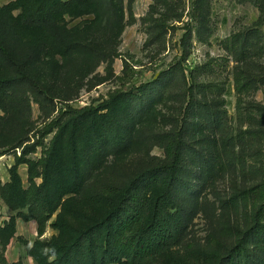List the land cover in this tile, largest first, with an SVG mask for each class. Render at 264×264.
Instances as JSON below:
<instances>
[{"label":"rangeland","instance_id":"obj_1","mask_svg":"<svg viewBox=\"0 0 264 264\" xmlns=\"http://www.w3.org/2000/svg\"><path fill=\"white\" fill-rule=\"evenodd\" d=\"M10 1L0 0V6ZM94 3L92 12L48 19L42 29L19 23L20 6L0 10V44L12 57L8 62L0 53V77H16L18 72L27 77L18 88L4 90L9 101L7 105L4 102L6 110L0 107V186L8 185L9 198L19 206L10 208L0 196V250L5 243L4 259L8 264H36L26 253V245L37 238L36 222L20 197L32 167L44 174L34 180L44 183L53 208L40 238L68 241V231L50 224L58 221L81 230L100 221L110 206L97 198L113 197L116 187L164 158V141L156 135L183 124V160L177 173L187 187L176 188V208L170 210L182 222L179 239L173 248L146 264H168L173 259L184 264H211L206 257L211 248L208 234L216 227L220 212L216 197L226 192L228 179L214 158L215 130L205 124V116L198 110L188 118L183 116L188 100L183 92L193 77V83L206 87L203 99L212 112L220 111L225 123L235 126L234 74L250 73L256 81L264 75V0ZM241 44L247 54L235 57L233 46L238 49ZM167 71L170 77L164 82L162 97L151 102L156 94L150 92L145 103H151L142 115H135L131 99L115 96L119 91L135 93L138 86ZM158 87H162L160 80ZM259 87L247 99L264 102L263 85ZM193 93L201 96L196 88ZM112 96V116L104 118L105 109L83 112ZM57 117L56 128L32 151L29 145L41 138L42 127ZM115 119L117 138L112 142L103 133ZM95 135L100 149L93 144ZM50 146L53 159L44 167L36 165ZM23 147L25 158L33 163L14 168ZM72 152L88 173L75 192L66 190L64 170L72 164ZM163 184L162 179L158 188ZM17 212L27 218L22 219Z\"/></svg>","mask_w":264,"mask_h":264},{"label":"trees","instance_id":"obj_2","mask_svg":"<svg viewBox=\"0 0 264 264\" xmlns=\"http://www.w3.org/2000/svg\"><path fill=\"white\" fill-rule=\"evenodd\" d=\"M94 4V0H13L0 6V10L9 11L20 6L22 12L19 23L26 28L42 29L48 19L64 14L79 16L89 13ZM130 6L129 16L133 20ZM185 37L187 32L183 35ZM235 48L233 46L232 51L235 57L240 53L247 54L245 45ZM0 53L6 61L12 62V57L2 44ZM187 54V51L184 52L182 59ZM162 75L160 73L154 81L138 86L135 93L119 91L115 96L131 99L136 106L135 115H142L155 98L162 97L164 82L168 81L170 74L167 71ZM26 78L24 72H18L16 77H0V107L3 110H6L5 105L9 101L4 90L18 88ZM159 80L161 88L158 87ZM233 83L237 94L235 126L225 123L220 111L217 114L212 112V106L203 99L206 87L193 83V77L192 84L183 92L185 98L188 96L183 116L188 118L189 114L198 110L205 116V124L215 130L217 151L214 158L223 166L224 177L228 179L226 192L216 197L220 212L214 231L208 234L211 248L206 252V257L211 264H264V102L246 97L262 85L264 95V75L256 81L250 73L236 71ZM195 88L201 94L199 98L193 93ZM152 91L156 95L146 106L145 102ZM113 98L104 100L96 107H88L83 112L105 109L104 118L112 116L115 107ZM77 115L74 120H77ZM59 119L53 118L42 127L41 138L29 145L32 151L56 128ZM110 126L104 127L103 135L105 139L114 142L117 138V120L112 125L110 123ZM182 133L183 124L178 129L172 128L164 134L156 135L164 141V158L130 178L123 186L116 187L113 197L97 198L110 206L100 221L81 230L73 229L66 223L52 222L51 227L71 234L68 241L40 238L53 208L46 196L44 183H36L34 180L36 177L43 178L44 174L32 167L28 174V186L21 190L20 195L21 200L27 204L30 218L36 222L37 238L31 245H26L27 255L36 264H146L173 248L178 242L182 222L170 210L176 208V188H183L184 185L187 187V182L177 173L183 160ZM100 143L98 135H95L93 144L96 149H100ZM24 148L15 158L14 168L20 163H33L25 158ZM52 154L53 147L45 148L36 165H47L53 159ZM71 156L72 164L64 168L66 190L75 192L88 179V173L81 169L74 152ZM162 179L164 184L159 189L158 184ZM7 186H0V196L10 208L18 209L17 203L9 198ZM17 215L22 219L27 218L22 212H17ZM4 249L5 243L0 250V264H8L3 256ZM168 264L184 263L173 259Z\"/></svg>","mask_w":264,"mask_h":264}]
</instances>
